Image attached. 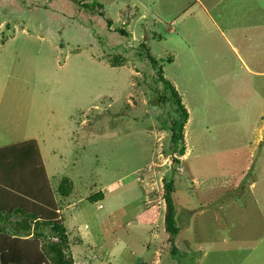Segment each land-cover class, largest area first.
I'll return each instance as SVG.
<instances>
[{"label":"rangeland","instance_id":"1","mask_svg":"<svg viewBox=\"0 0 264 264\" xmlns=\"http://www.w3.org/2000/svg\"><path fill=\"white\" fill-rule=\"evenodd\" d=\"M94 1L103 16L81 7ZM153 10L150 0H0V146L40 133L50 186L32 190L15 178L19 203L64 226L63 255L73 264H260L256 255L264 263V230H245L247 222L264 227L250 216L264 215L256 145L264 140V58H234L203 45L199 32L192 48L173 43L177 13L157 19ZM153 31L162 43L152 55L188 111L181 156L169 149L174 107L148 102L162 84L136 56ZM169 41L177 47L168 50ZM171 178L180 227L173 242L164 225ZM98 191L103 198L91 202ZM22 219L5 214L0 226ZM35 224L12 248L55 264L47 245L58 240L49 226L34 236Z\"/></svg>","mask_w":264,"mask_h":264},{"label":"trees","instance_id":"2","mask_svg":"<svg viewBox=\"0 0 264 264\" xmlns=\"http://www.w3.org/2000/svg\"><path fill=\"white\" fill-rule=\"evenodd\" d=\"M74 1L78 2V0ZM81 7L86 9V11L88 10L92 13H99L100 16H103L102 12L97 11L102 8L100 3L95 1L91 4L81 3ZM108 24H110V22H108ZM117 30L121 35L126 34V31L123 28ZM135 49L136 56L146 59L151 67L156 69L158 72L157 79L159 82H161L163 88V91L160 93H157L153 89V95L149 97L148 102L159 107L164 102H170V104L174 107V116L170 119V124L168 126V130L170 132L169 149L171 154L178 153L181 156L185 151L183 144L184 126L189 117L188 111L183 105L181 96L176 88L169 80L164 78L162 74V67L159 65L158 60H156L151 54L147 44L144 41H140ZM166 60L168 62L172 61L170 57H167ZM6 161H9L8 165L13 163L15 165L10 168L8 165L6 167L4 165V162ZM17 175L23 176L20 177ZM18 177L24 179V181L29 186V189L31 188L33 190L43 187L50 190L40 153L34 139L0 147V221L3 219L5 220V214L9 213H20L23 216V219L20 222L9 224L11 230L9 228L6 230V228L4 229L5 226H0V264H48L47 259L43 258L40 253H20V250L12 248L13 244H16V239H18V241L25 240L24 238H20V236H26L29 234L30 226L28 223L31 221H35L36 223L33 230L34 236L40 235L41 232L38 229L39 227L49 226L51 235L57 238L58 242H48L49 244L47 245L48 250L52 253L51 260L55 264H73L71 260H66L63 255V249L67 245V237L64 226L61 223L52 222L55 219H53L51 216L41 218L38 214H34L27 210L22 203H19L21 197L19 198V196L16 194L17 187L15 184V182H18V180H15V178ZM68 182L70 186L65 187ZM70 188L71 182L68 179L63 178L58 187V191L61 193V195H66L70 192ZM172 189L173 179L171 178L164 183V199L166 203L164 225L166 231L170 233L171 240L173 242L180 230V227H178L176 224L175 205L172 199ZM5 194H7V197L11 199L9 200V205L3 196ZM102 198V191L95 192L88 197L91 202H95ZM23 200L25 202V199ZM39 202L45 206L46 203H49V200H47V202H44L43 200ZM10 231L13 233L11 234ZM174 249L175 248L173 246V251ZM23 253L26 254V256ZM25 258L28 259V261L23 260Z\"/></svg>","mask_w":264,"mask_h":264},{"label":"crops","instance_id":"3","mask_svg":"<svg viewBox=\"0 0 264 264\" xmlns=\"http://www.w3.org/2000/svg\"><path fill=\"white\" fill-rule=\"evenodd\" d=\"M150 3L154 9L151 12L152 14L155 13L157 19H167L163 14L177 13L169 21L171 25L173 24V27L168 29V35H170V39L179 37L185 43L184 46L188 48L193 47L192 40L199 32L204 33L202 36L203 45L209 46L213 43L215 46H222L220 49L230 52L234 58H241V60L243 58H264V0H150ZM207 21L210 23L209 26L205 25ZM199 33L197 37L200 38ZM192 37L193 39H191ZM208 37L209 41L207 42ZM161 39V35L156 31L146 35L145 40L149 43L150 51L152 50V44L162 43ZM170 41L175 42L174 39ZM170 41L166 44L168 50L177 47L175 44L171 46ZM210 41L211 43H209ZM260 42L263 46L260 45ZM151 54H153L152 51ZM37 134L33 137H23L22 140L14 143L37 139L43 165L46 169L42 150L44 148L39 138L40 133ZM256 145L259 158L264 160V140ZM258 171L260 172V169ZM250 216L254 220H264V215L256 211ZM244 220L247 222V218H244ZM253 225L255 223L247 222L245 230L246 228L247 231L254 228H258L259 231L264 230V227L259 228ZM260 240H264V234ZM256 244L257 242H255L252 249L257 246ZM248 247L251 248L249 245ZM256 258L260 264H264L261 262L260 256L256 255Z\"/></svg>","mask_w":264,"mask_h":264}]
</instances>
